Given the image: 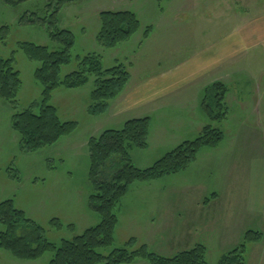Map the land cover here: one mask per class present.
<instances>
[{"label": "rangeland", "instance_id": "obj_1", "mask_svg": "<svg viewBox=\"0 0 264 264\" xmlns=\"http://www.w3.org/2000/svg\"><path fill=\"white\" fill-rule=\"evenodd\" d=\"M41 4V0H31L12 7L0 0V28L8 27L7 35L3 37L5 39L0 41V57L12 58L20 73L22 88L18 101L21 108L38 101L40 87L33 77L37 65L26 58L18 48V43L29 42L53 48L43 25L26 22L33 13L42 16ZM103 11L133 12L140 21V31L127 45H120L115 50L102 49L96 43V34L99 14ZM249 21L262 23L260 28L264 30V0H75L64 7L59 19V28L71 31L75 37L72 62L61 69V76L77 69L76 57L99 54L105 67L118 63L128 66L133 87L151 76L168 73L175 64L186 63L198 51L216 47L222 37L235 33L241 26H247ZM146 27L151 30L148 37L143 38ZM245 52L236 64L239 74H229V78H224V81H214L224 82L230 88L225 97L228 114L222 122H210L204 115L199 129H193L192 123L185 125L180 118L187 106L184 100L179 102L180 95L179 99L175 96L167 104L159 105L154 112L155 109L151 108L150 115H147L152 120L148 147L130 153L136 164L143 168H149L183 142L197 138L208 124L224 130V140L216 148L201 150L195 162L184 171L155 180V184L148 188L133 192L139 196L137 201L157 196L165 197V201L149 203L151 210L147 211L134 207V198L131 196L130 209L125 214L119 212L121 225L118 236L122 237V241H115L114 247L124 248L129 239L136 238L138 242L135 239L133 248L141 246V242H147L149 245L146 246L152 252L157 254L164 250L165 254L173 256L199 245L194 244V238L198 236L196 241L200 243L206 234L209 239L205 240L211 243L203 245L207 262L217 264L220 258L240 246L242 238L238 244L228 245L232 241L231 232L216 226H224L233 219L223 211V205L226 206L223 200L240 208L259 192L262 193V186L260 190L257 186L261 174L258 169L243 170L238 167L236 173L235 169L229 167L243 155L237 153L240 148L253 149L258 146L257 138H260L264 148V43ZM92 80L90 78L83 88L60 89L52 94L51 103L56 107L60 119L75 122L77 128L67 138L36 153L21 152L19 136L11 129L13 109L0 99V203L13 200L18 209L43 228L47 240L54 244L80 235L85 226L98 224V216L88 208L90 185L87 142L105 130H119L126 118L116 113L119 101H113L103 116L96 117L88 113ZM143 83L148 85L150 81ZM202 98L187 97L192 104L190 110H194L201 100L200 108ZM248 132H255V137L247 135ZM248 152L252 154L254 149L244 153V162H247ZM260 168L262 170L263 167ZM230 193H238V201L231 202L226 196ZM223 195L225 198L220 200ZM205 205H208L206 210ZM199 214L212 218L210 224L199 223L196 230L189 224L196 218L199 220ZM54 219L62 222L64 227L56 229L51 226L50 221ZM68 221L75 222L74 230L68 229ZM219 237L223 245H215ZM188 241H191L190 245ZM262 243L246 247V264H264V241ZM50 257L46 253L36 262H25L0 251V264H48ZM142 262L146 263L136 260L133 264Z\"/></svg>", "mask_w": 264, "mask_h": 264}, {"label": "trees", "instance_id": "obj_2", "mask_svg": "<svg viewBox=\"0 0 264 264\" xmlns=\"http://www.w3.org/2000/svg\"><path fill=\"white\" fill-rule=\"evenodd\" d=\"M28 1L31 0H2L12 7ZM41 1L42 16L33 13L26 22L43 25L53 48L29 42L18 43L26 58L37 65L33 73L40 87L36 103L26 108L19 106L20 73L12 58L0 57V99L13 109L11 129L19 136L23 153H36L51 147L76 130L77 124L61 120L52 105L55 91L83 88L93 78L88 113L98 117L107 113L110 104L122 95L131 79L128 66L118 63L105 67L99 54L76 57L77 69L62 77L61 69L72 62L75 37L71 31L59 28V19L64 7L75 0ZM140 29V21L131 11H103L99 14L96 43L104 50H115L120 45H127ZM150 30L149 27L144 29L143 38L148 37ZM7 33V26L0 28V41ZM203 93L202 112L210 122H222L228 114L225 84L214 82L206 86ZM149 132L150 120L143 117L127 120L119 130L108 129L88 140V208L98 216L97 225L54 244L47 240L39 224L8 199L0 203V251L25 262H36L48 253L51 256L48 264H133L136 260L147 264H208L205 247L200 244L173 256L156 254L146 245L133 248L136 245L134 238L129 239L124 248L114 247L118 224L116 208L133 184L176 175L195 162L201 150L216 148L224 140V132L208 124L194 140L178 145L149 168H138L133 164L130 153L148 147ZM50 225L56 229L64 227L57 219L50 221ZM261 240V233L245 232L240 246L220 258L217 264H246V247Z\"/></svg>", "mask_w": 264, "mask_h": 264}, {"label": "crops", "instance_id": "obj_3", "mask_svg": "<svg viewBox=\"0 0 264 264\" xmlns=\"http://www.w3.org/2000/svg\"><path fill=\"white\" fill-rule=\"evenodd\" d=\"M251 24H254V21L247 22V26L249 28L247 26H243V27L241 26L235 33H232V34L229 33L225 35L224 37H222L216 47H213V48L210 47V48L196 52V54H194L184 64H179V63L175 64L171 68L172 70H168L167 71L168 73L166 74L164 73L160 76L156 75L155 77L151 76L147 78V80L139 81L138 84H136L133 87H131V83H130L132 81V78H131L125 91L122 93V95L119 98L115 100V101H119L118 103L119 108L118 110H116L117 115L120 116L121 118L123 116L124 117L126 116V118L123 119L124 122L130 119L148 117L150 115L149 114L150 111H152L151 108L155 109L153 110L154 112L156 111L159 105L167 104L168 102H170L171 98H174L175 96L178 98L180 95V99L178 98L179 102L184 100V104L187 106V109H185V113L183 114V117L180 118V121L184 122L185 125L186 123H190V124L192 123L193 129H196V128L199 129V126L203 122L202 119H205L204 114L199 108V103L201 100L199 101L198 106L195 105L194 110H190V107L192 104L190 100H187V97L190 98V96H195L198 98L200 97L202 98V94L204 91L203 89L206 86L210 85L211 82L220 81V80H223L224 78L227 79L229 78L228 77L229 74H235V73L239 74L240 73L239 70L236 69L238 67L236 66V64L240 58L244 57L246 53L245 51L246 50L250 51L253 48L259 46L261 43H264V30L260 28V25L263 26V24L262 23H255L254 25H251ZM211 76H213V78H209ZM145 81L147 82L150 81V83L148 85L144 84L143 82ZM225 86L229 94L230 88L226 84ZM195 101H197V98ZM113 105H116V104H113ZM158 111L159 110H157V112ZM149 120H150V133H149L148 138L150 139V136L152 135V124H151L152 120L151 118H149ZM153 120H154V117H153ZM254 134L255 132H248L247 135L253 136L254 138L255 137ZM241 135H243L244 137L247 136L245 134H241ZM256 141H257L256 143L258 144V146L253 148L254 152H252V154H250L249 152L247 153V157H248L247 162L243 161L245 157L244 153L246 151H250L253 149L240 148L237 151V153L243 154L241 156L242 158L239 157L238 159L235 160L236 163L232 164V166H229L231 169L232 168L235 169L234 172L236 173H237L238 167L242 168L243 170L250 169V168L258 169L261 174H260V178L257 180L259 181L257 186L259 187L258 190H260V187L262 186V193L259 192L257 195H255L250 200H248L245 206H243L242 204L240 208H238L235 205L232 206L228 200H223V202L226 203V206L225 204L223 205L224 207L223 211L226 212V215H228L230 218L232 217L233 219L230 220L228 223H226V225L224 226H221V227L216 226V227L223 228V229H226V231L231 232L229 234L230 235L232 234L231 239H230L232 241L228 245H233V243L235 242L238 244L240 242V238H242L243 234L247 231H254V232L262 233L261 241L257 243H253V244H248V245H263L262 241H264V200H263L264 198V160H263L264 159L263 157L264 148L261 146L262 143L260 142V138H257ZM238 147H241V146H238ZM130 156L133 161V164L136 167L143 168V166L136 164V162L133 160L134 159L133 155H130ZM261 166L263 167L262 170L260 168ZM231 172L232 174L234 173L233 171ZM156 181L145 182V183H135L130 187L128 193L124 196V198L122 199V201L120 202L117 208L118 224L115 229V241H118V242L122 241L120 240L122 237L119 238L118 236V233H119L118 228L121 225L119 212H123V214H125L130 209L129 203L133 201L134 207L138 209H147L148 211V209L151 210V206L149 203H153L155 201L156 202H160L163 200L165 201V197L163 196H157L154 198L152 197L153 199L146 197V198L139 199L137 201L138 199L137 197L139 196L133 193V192L137 193L138 190H141L144 187H147L151 184H155ZM236 186H239V185H236ZM131 196L134 198L132 201L130 199ZM226 196L227 198H230L231 202H236L239 199L238 193H235V194L230 193ZM221 198H225V196L224 195L220 196V200ZM207 206L208 205H205L204 209ZM232 207L234 208L232 209L233 211L231 212ZM205 215L206 214L202 216L201 214H199L198 216L199 220H197L196 218L194 219L195 221H193V223L189 224L191 228L194 227L196 230H198L197 227H199L200 225L199 223H202L201 225H204L206 222L207 224H210L212 217L208 215V218H207ZM242 217H246V218L242 219ZM152 219H155V218H152ZM68 225L71 226V227H68L69 230L75 229V226H76L75 222L68 221L67 226ZM91 226L93 225L90 224L88 226H85L84 230ZM207 232H209V229ZM189 238L192 240L191 236H189ZM196 239H198V236L196 237ZM196 239L194 238V244L207 245L206 243H208L209 245H211L209 240H205V239H209L207 238L206 234L202 237L201 239L202 242L199 243L196 241ZM184 241H185V236H184ZM188 242H189L188 245H190L191 241H188ZM215 243H216L215 245H223L220 237L219 239L217 238V240H215ZM139 244L147 245L148 243L141 242ZM163 251L164 250H162V252H159L157 254L169 256L168 254H165ZM142 264H146V263L142 262Z\"/></svg>", "mask_w": 264, "mask_h": 264}]
</instances>
